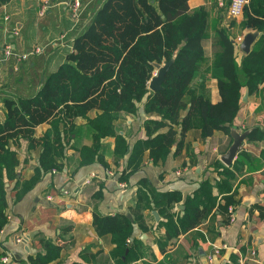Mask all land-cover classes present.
<instances>
[{"label":"crops","instance_id":"1","mask_svg":"<svg viewBox=\"0 0 264 264\" xmlns=\"http://www.w3.org/2000/svg\"><path fill=\"white\" fill-rule=\"evenodd\" d=\"M72 1L10 0L0 6V121L5 119L4 99L36 95L45 74L55 72L67 52H75L74 40L108 0H81L82 14L78 22L70 16ZM212 1L190 0L189 6L191 9L206 6L212 10ZM45 3L49 7L42 15ZM227 14L223 20L225 26L231 22ZM250 32L255 31L247 29L235 40ZM215 42L214 35L203 42L208 59L213 56ZM8 44L18 55L29 54L35 46L46 50L41 55L30 54L15 69V58L3 60ZM244 55L239 45L238 60ZM155 72L156 69L153 76ZM207 86L211 101L220 102L217 81L210 79ZM98 114L99 111L93 110L87 118L76 119L73 140L62 159L64 169L46 175L21 198H18L22 188L19 182L33 177L42 150L29 151L26 141L22 142V149H17L20 163L17 178L6 183L7 223L0 232V254L5 256L0 262L6 257L9 261L4 264H29V257L45 253L42 241H49L61 247L59 257L51 264H116L111 256L115 248L112 234H99L94 219L127 216L134 221L139 184L147 180L157 191L180 194V202L168 210L175 221L184 215L187 199L204 182L211 184L212 196L217 201L198 227L180 229V234L171 239L162 225L167 221L165 214L158 208L144 211L147 231L135 225L132 241L128 242L135 241L141 248L140 258L131 264H264V83L258 92L242 100L229 133L216 131L204 141L199 130L189 131L181 151L177 152L174 146L166 160L157 163L145 151L133 173L130 172L135 164L128 165L132 148L137 141L145 139V122L160 120V117L142 112L138 117L120 114L114 122L116 134L129 139V154L124 158L116 156L115 137H108L102 141L99 151L105 166L98 162L82 166L79 150L92 144L88 119ZM50 129L49 124L38 126L35 137H43ZM243 133L249 134L231 164H225L223 159L234 142V135ZM224 168L233 173V178L225 175ZM92 174L96 177L91 178ZM230 209L234 212L233 221Z\"/></svg>","mask_w":264,"mask_h":264},{"label":"trees","instance_id":"2","mask_svg":"<svg viewBox=\"0 0 264 264\" xmlns=\"http://www.w3.org/2000/svg\"><path fill=\"white\" fill-rule=\"evenodd\" d=\"M230 1L216 10L213 0L211 10L206 6L191 9L190 0H108L74 40L75 52H67L59 68L45 74L36 95L4 99L5 119L0 121V232L7 223L6 183L17 178V149L22 142L28 143L29 151H42L33 177L19 182L22 188L18 198L46 175L64 169L62 159L73 140L75 121L87 118L93 110L99 114L88 119L92 144L79 150L82 166L94 162L105 166L99 151L108 137H115L116 156L124 158L129 154V139L116 134L114 125L122 113L160 117L145 122V139L136 142L128 160L129 166L135 164L130 173L137 170L145 151H149L153 163L165 161L174 146L177 152L181 151L189 131L199 130L204 141L216 131H231L244 95L258 92L264 83V0H249L242 19L231 20L225 26L223 20ZM8 2L0 0V6ZM247 29L260 36L239 61L235 39ZM213 35L215 51L208 59L203 42ZM171 61L163 88L152 92L149 83L155 69L153 63ZM210 79L218 83L221 101L216 104L211 101L207 86ZM42 124H49L51 129L36 138L35 129ZM224 171L233 178L231 171ZM138 199L134 221L127 216L94 219L99 234H112L115 248L111 256L116 264H131L140 258V246L135 241L128 242L132 241L135 225L147 231L144 211L158 208L165 214L167 221L162 225L171 239L180 234V229L198 227L217 201L211 184L204 182L187 199L184 215L175 221L168 210L180 202V194L157 191L143 180ZM42 244L45 253L29 257V264H51L59 257L61 247L49 241ZM3 256L0 254V261Z\"/></svg>","mask_w":264,"mask_h":264},{"label":"built area","instance_id":"3","mask_svg":"<svg viewBox=\"0 0 264 264\" xmlns=\"http://www.w3.org/2000/svg\"><path fill=\"white\" fill-rule=\"evenodd\" d=\"M215 2L217 3V7L219 9L224 8L226 5V0H215ZM249 0H231L230 4L227 8V13L228 15L232 18V19H238L240 17L243 16L244 10L246 8V6L248 5ZM49 5H47L46 3L43 5L42 10H41V14L43 15L46 10L48 9ZM82 14V3L81 0H73L70 3V16L73 20H75L76 22L79 21L80 16ZM15 35L18 34L17 31L14 32ZM243 37H238L236 40V44L239 46L242 41H243ZM56 45V44H54ZM46 50V47L43 46H35L31 52L29 54H23V55H18L15 53L14 49L12 48V46L10 44H8L5 47V51H4V59L3 60H9L11 58H15L17 65L15 66V69H18V64L24 60H26L28 58V56L30 54H34V55H41L44 53V51ZM178 176H180V172H177ZM96 177L95 174L91 175V178ZM89 182V181H87ZM229 213L231 215V221L234 220V212L233 209L229 210ZM130 242V241H129ZM9 261L8 258L4 257L2 259L3 263H7Z\"/></svg>","mask_w":264,"mask_h":264},{"label":"water","instance_id":"4","mask_svg":"<svg viewBox=\"0 0 264 264\" xmlns=\"http://www.w3.org/2000/svg\"><path fill=\"white\" fill-rule=\"evenodd\" d=\"M258 35H259L258 32L247 33L244 36L242 43L240 44V49L244 53L248 54L251 51V47L254 44V42L256 41ZM171 64H172V61L164 63V64L153 63V66L156 69V75L151 79V81L149 83V89L152 92L159 91L163 88L162 84L165 80L166 74H167ZM247 96H248V94L246 93L244 98H243V101L247 100ZM248 134L249 133L234 135V142H233L232 146L230 147L229 152L227 153V155L223 159L225 164H227V165L231 164L232 160L235 158V156L237 155V153L240 149L241 143L248 136ZM154 215L157 216L156 212H154Z\"/></svg>","mask_w":264,"mask_h":264},{"label":"rangeland","instance_id":"5","mask_svg":"<svg viewBox=\"0 0 264 264\" xmlns=\"http://www.w3.org/2000/svg\"><path fill=\"white\" fill-rule=\"evenodd\" d=\"M227 17H229L228 16V14H227ZM228 20H232V18L231 17H229V18H227ZM156 73V72H155ZM156 75V74H155ZM154 77V76H153ZM71 143V142H70ZM68 147H69V143H68ZM18 149H22V146H21V148L19 147Z\"/></svg>","mask_w":264,"mask_h":264}]
</instances>
